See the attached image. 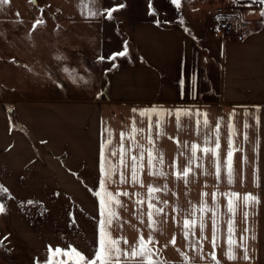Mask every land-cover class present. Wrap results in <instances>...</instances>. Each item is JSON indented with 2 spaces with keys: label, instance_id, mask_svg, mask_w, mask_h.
Segmentation results:
<instances>
[{
  "label": "crops",
  "instance_id": "1",
  "mask_svg": "<svg viewBox=\"0 0 264 264\" xmlns=\"http://www.w3.org/2000/svg\"><path fill=\"white\" fill-rule=\"evenodd\" d=\"M41 2L54 10L63 23L102 20L103 14L92 13H103V0H95L94 4L90 0ZM249 2L243 0L242 6L234 0H224L226 14H217L218 6L213 9L205 21L209 22V32L200 35L181 24L153 18L133 20L132 59L111 70L104 91L95 97H0V190L6 193L7 222L28 247L48 250L51 246L55 250L71 245L86 258L94 256L99 202L91 190L98 186L102 127L111 130L109 148L118 150L121 132L127 133L135 120L136 127L143 130L136 136L140 147L135 152L151 148L162 156L164 163L157 167L165 175H148L145 153V170L139 173L143 187L121 185L118 175L112 177L108 191L114 195L129 193L118 197L122 206L117 209L119 219L113 222L112 237L135 244L139 235L145 239L151 235L156 243L149 247L166 262L181 263L187 259L191 264H212L211 217L215 211V255L219 264H264V17L259 15L264 6L256 3L248 7ZM217 17L233 23L232 35L212 33ZM30 18L33 16L26 0L0 5V20ZM152 108L173 115L162 118L163 135L157 136L153 127L149 144L148 122L134 116L133 109ZM177 110L189 113L181 117L179 127L175 120ZM198 113L206 114L207 127L203 124L205 117ZM218 121L217 155L197 152L202 159L190 165L192 172L187 182L176 179L172 175L173 163L175 171L189 166L191 153L185 145L215 147ZM230 123L231 183L226 164ZM128 145L125 139V148ZM108 155L112 164L119 167V151L116 156ZM125 162L131 165L130 155L125 156ZM124 171L130 181V167ZM148 186L162 189L155 194L161 202L158 206L164 208V215L155 217L156 231L147 228ZM232 192L239 194L234 215L227 212V199L221 195ZM133 193H139L145 203L138 205ZM202 193H207L203 200L210 209L203 217L206 239L201 242L202 252L199 246L197 251H191L182 234L183 220L191 218L194 211L200 215L196 210ZM245 194L255 196L259 203L250 201L245 206ZM230 217L234 222L233 240L241 244L240 237L244 238L242 247L247 248V261L241 248L233 252L226 244ZM173 237L174 246L169 243ZM199 237L197 225L189 239L195 241ZM121 247L128 245L121 242ZM230 254L235 259L230 260Z\"/></svg>",
  "mask_w": 264,
  "mask_h": 264
},
{
  "label": "rangeland",
  "instance_id": "2",
  "mask_svg": "<svg viewBox=\"0 0 264 264\" xmlns=\"http://www.w3.org/2000/svg\"><path fill=\"white\" fill-rule=\"evenodd\" d=\"M26 1L33 18L0 20V97L6 99L95 97L104 91L114 68L107 60L98 62V57L126 49V56L117 57L115 67L132 59L130 25L133 20L153 18L181 24L200 35L209 32L206 16L224 4V0H182L181 7L176 8L170 0H103V13L117 9L110 20L103 14L97 23L67 24L60 22L54 10L41 0H37V5ZM36 20L43 23L30 33ZM65 68L79 78L76 83L62 71ZM0 205H4V212L0 214V264H45L48 250L28 247L7 222L6 193L1 190ZM155 258L161 264H185V261L166 262L157 252ZM53 260L54 264L60 261L79 264L74 255H54Z\"/></svg>",
  "mask_w": 264,
  "mask_h": 264
},
{
  "label": "snow or ice",
  "instance_id": "3",
  "mask_svg": "<svg viewBox=\"0 0 264 264\" xmlns=\"http://www.w3.org/2000/svg\"><path fill=\"white\" fill-rule=\"evenodd\" d=\"M10 0H0V5H7L9 4ZM93 4L95 3V0H90ZM170 3L174 5L176 8L181 7L182 0H170ZM234 3H241L243 5V0H234ZM264 4V0H250V2L246 5L248 7H251L253 4ZM120 7H123L121 5ZM117 11L116 8H111L110 10H107L106 13H92L93 16L97 14H105L107 19H111L112 14ZM19 15V14H17ZM259 15L261 17H264V9H262L259 12ZM219 20L220 18L217 17ZM43 23L42 20H36L33 22L32 29L30 30V33L35 32L36 29L41 26ZM126 56V49L114 52L108 57L100 56L98 57V62H104L107 60L111 63L113 67H115V61L117 57H124ZM58 60L62 59L61 57H57ZM64 71L70 80L73 81V83H76L79 79L74 75V73L65 68L62 69ZM259 109H257L258 111ZM133 115L139 116L142 120H147L148 122V128H147V139L148 143H152V130L153 127L156 129V135L160 136L163 135V117L164 116H171L173 113L166 112L164 109H148L143 111H138L136 109H133ZM189 115L184 110H177L175 112V120L177 123V126L179 127L181 117ZM203 115L205 117L203 124L205 127H207V118L206 114H199ZM153 117H155V120H153ZM200 122L197 121V124ZM247 127V125H245ZM143 131L142 129H138L136 127V122L133 120L131 122L129 131L127 133L121 132L120 134V145L119 149L109 148V145L112 144L111 140V130L102 127L101 131V143H100V152H99V162H98V168H99V180H98V186L96 189L91 190L93 192V195L98 199L99 202V219L97 221V246L94 253V256L92 258H86L83 254H81L79 251L74 249L71 245H69L68 249H61L57 247L55 250L49 246L48 248V258L45 261V264H54L53 256H64V257H71L75 256L79 260V264H161V262L156 259V252L154 251L153 247H149L150 245H154L156 241L152 238L151 235L148 236L147 239L143 235H139L135 244H129L127 240H121L113 238L111 235V228L113 226V222L119 219L117 209L121 207L120 201L118 199L119 196H129V193L127 192H120L117 194H113L110 191H108V185L112 182V177L117 176L119 177V183L121 185L131 183V184H140L141 187H143L142 181L139 179V173L143 172L145 170V153L147 154L146 157V165H147V171L148 175L151 176H161L163 177L165 174L160 168H158V165H163L164 159L162 156H157L154 154L153 150L151 148H144L142 151L135 152L136 148H139L140 145L138 144L136 140V136L139 132ZM233 135L232 125L229 124V150L227 152V159L226 164L228 167V179L229 183H231V176H232V170H231V161L233 157V148H232V139L231 136ZM216 142L214 148H209L207 146H201L197 143H193L190 146L185 145V147L189 148V151L191 153L189 157V166L184 167L181 171H175V163H173L172 167L174 169L172 175L175 176L176 179H181L184 182H187L191 172V164L198 159H202V157L197 156V152H202L204 155L209 154L210 152L213 154V156L217 155V150L220 147L219 144V121L217 122V129H216ZM125 139L129 141V145L127 148L124 146ZM245 139L247 137L245 136ZM208 141H204V145H207ZM117 151H119V167L117 165L112 164L111 160L109 159L108 153H110L111 156H116ZM135 152V154H132ZM130 155L131 159V165H127L125 162V156ZM183 155V153H181ZM199 167V165H197ZM130 167V181L126 177L124 169H127ZM217 178L219 179V167H217ZM162 191L161 188L154 187V186H148L147 188V228L150 231H156V224L157 221L155 217L164 215V208L158 206L161 202L156 198L155 194ZM207 193H202V200L199 208L196 211H199L200 215L196 216L195 211L191 214V218L185 217L183 220V237L186 240L187 244L186 246L191 251H197V248L199 246V250L202 252V241L206 239L204 236V214L207 211H210V209L207 208L206 203L203 200V197H205ZM224 195L227 199V212L231 215H234L235 213V199L239 198L238 193H224L221 194ZM132 197H135V202L138 205H143L145 203V200L140 197L139 193H133L131 194ZM213 202L215 203L217 199V193L212 194ZM245 206L248 205L250 201H254L256 203H259L258 199L255 196H252L251 194H245L244 197ZM153 200H156V203H153ZM165 205L167 204L166 201L163 202ZM173 211H176V209H173ZM4 212V205H0V214ZM71 215V214H70ZM248 213H244L245 221L247 220ZM173 221L175 222L176 217H172ZM143 222V221H141ZM73 223L75 221L73 220ZM233 220L231 217L229 218L227 222V239L226 244L229 249L235 250V248H241L243 251V259L245 261L249 260V256L247 254V248L242 247L243 237H240L241 244H236L233 240L234 236V227H233ZM217 216L216 212L212 211V217H211V225L213 230V237H212V248L213 252L210 255V259L213 262V264H219L217 257L215 255L216 250V231H217ZM199 226L200 230V237L199 239L192 241L190 240V236H193L195 234V229ZM247 231V228L245 229ZM7 239V238H5ZM121 242L123 244L128 245L126 248L121 247ZM2 243V241H0ZM173 246L175 245V237L169 242ZM230 260L235 259V256L233 254H230L228 257ZM59 264H65L64 261H60ZM185 264H188L187 259L185 260Z\"/></svg>",
  "mask_w": 264,
  "mask_h": 264
},
{
  "label": "built area",
  "instance_id": "4",
  "mask_svg": "<svg viewBox=\"0 0 264 264\" xmlns=\"http://www.w3.org/2000/svg\"><path fill=\"white\" fill-rule=\"evenodd\" d=\"M215 12L217 14H226V11L223 6H219L216 8ZM213 34L216 35H232L234 33V25L228 19H216L214 21V25L211 28Z\"/></svg>",
  "mask_w": 264,
  "mask_h": 264
},
{
  "label": "water",
  "instance_id": "5",
  "mask_svg": "<svg viewBox=\"0 0 264 264\" xmlns=\"http://www.w3.org/2000/svg\"><path fill=\"white\" fill-rule=\"evenodd\" d=\"M32 4L37 5V0H30Z\"/></svg>",
  "mask_w": 264,
  "mask_h": 264
}]
</instances>
